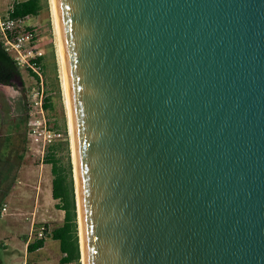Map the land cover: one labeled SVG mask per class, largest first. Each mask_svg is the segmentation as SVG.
Segmentation results:
<instances>
[{"label":"water","instance_id":"1","mask_svg":"<svg viewBox=\"0 0 264 264\" xmlns=\"http://www.w3.org/2000/svg\"><path fill=\"white\" fill-rule=\"evenodd\" d=\"M56 6L86 264H264V0Z\"/></svg>","mask_w":264,"mask_h":264},{"label":"rangeland","instance_id":"2","mask_svg":"<svg viewBox=\"0 0 264 264\" xmlns=\"http://www.w3.org/2000/svg\"><path fill=\"white\" fill-rule=\"evenodd\" d=\"M41 3L43 7L37 15L25 18V25L35 28L36 45L42 51L39 78L22 68L12 86L0 85L2 100L6 92L21 93L23 113L27 115L25 135L14 131L7 141L3 137L0 140L1 157L8 161L0 172V264L62 262L63 254L57 247L59 242L52 238L46 245V249H55L50 260L43 256L33 260L27 250L28 243L36 239L40 226L45 223L44 212L52 227L63 222L64 211L55 206L58 200L54 204L49 202L54 177L52 164L46 162L49 153H54L68 180L74 179L77 189L58 33L50 0H41ZM45 102L49 103L47 108ZM1 109L5 110L6 122L16 115L4 105ZM30 123H34L35 133L30 131ZM40 201L46 206H38Z\"/></svg>","mask_w":264,"mask_h":264},{"label":"trees","instance_id":"3","mask_svg":"<svg viewBox=\"0 0 264 264\" xmlns=\"http://www.w3.org/2000/svg\"><path fill=\"white\" fill-rule=\"evenodd\" d=\"M41 0H18L15 2L14 9L10 13L13 18L26 17L29 15H37L42 9ZM37 64L42 67V57H39ZM28 71L39 78V73L31 67L27 68ZM21 75V69L16 65L11 55L4 49L0 42V84H12L13 80ZM48 102V101H47ZM45 102L44 107H48L49 103ZM26 117L20 124H14L13 131L26 134ZM21 158L23 156H20ZM46 162L52 164V171L54 174L52 180V196L58 200L56 207L64 210V220L61 225L51 228L50 225L45 222V233L42 237H36L34 241H31L27 245L29 252L35 251L44 246L46 238L52 237L59 240L60 250L63 254L61 261L64 263L77 262L81 264V247H80V234H79V222H78V207L76 199V190L74 185V179L71 177L68 180V176L64 172L61 165L58 164L57 158L54 153H49L46 158ZM72 173V163H71Z\"/></svg>","mask_w":264,"mask_h":264},{"label":"built area","instance_id":"4","mask_svg":"<svg viewBox=\"0 0 264 264\" xmlns=\"http://www.w3.org/2000/svg\"><path fill=\"white\" fill-rule=\"evenodd\" d=\"M18 0H0V42L4 49L14 59L16 65L22 68L31 67L40 73V65L37 59L42 57L36 45L37 34L35 28L25 25L26 17L13 18L10 13L14 9L15 2ZM30 131L35 133L34 123H30ZM3 207V210H6ZM45 233V225H41L38 236L42 237ZM24 264H64L62 262H32Z\"/></svg>","mask_w":264,"mask_h":264},{"label":"bare ground","instance_id":"5","mask_svg":"<svg viewBox=\"0 0 264 264\" xmlns=\"http://www.w3.org/2000/svg\"><path fill=\"white\" fill-rule=\"evenodd\" d=\"M51 2V8L52 12L55 18L56 23V30L58 33V39H59V53H60V59L62 64V71H63V80H64V94L66 93V105L68 110V116H69V130L71 135V143H72V153H73V161H74V169H75V178H76V184H77V196H78V202H79V233H80V243L82 246V262L83 264H86L85 260V252H84V237H83V226L81 221V206L79 201V186H78V173H77V165H76V152H75V135H74V127H73V119H72V108H71V98H70V89H69V81H68V73H67V66H66V60H65V54H64V48H63V42H62V36H61V30H60V24H59V18H58V12H57V6H56V0H50ZM54 22V21H53ZM58 54V53H57ZM59 57V56H58ZM62 81V80H61Z\"/></svg>","mask_w":264,"mask_h":264},{"label":"flooded vegetation","instance_id":"6","mask_svg":"<svg viewBox=\"0 0 264 264\" xmlns=\"http://www.w3.org/2000/svg\"><path fill=\"white\" fill-rule=\"evenodd\" d=\"M12 84H0V85H4L6 87L7 85L12 86ZM23 103L24 101L19 91L12 93L6 92L3 100L0 97V140L3 137V140L7 141L8 138L11 137L10 135L14 133L13 131L14 124H20L22 122L24 118ZM3 105L6 108H10V112L16 113V115L12 116L11 119L8 120V122L5 121V110L1 109ZM16 109L20 110V112L16 111ZM6 164H8V161L4 160L1 157V151H0V172L2 171L1 170L2 167H4Z\"/></svg>","mask_w":264,"mask_h":264},{"label":"crops","instance_id":"7","mask_svg":"<svg viewBox=\"0 0 264 264\" xmlns=\"http://www.w3.org/2000/svg\"><path fill=\"white\" fill-rule=\"evenodd\" d=\"M51 194V196H52V192H50ZM52 199L49 201L50 203H52V204H54V202H55V198H53V196L51 197ZM49 203V204H50ZM58 203V202H57ZM38 206H41V208L44 206H46V203H44L43 201H40V202H38ZM55 206H56V204H55ZM50 210L52 209V208H49ZM61 211H62V209H60ZM64 211V210H63ZM64 215H65V212H64ZM64 215H63V217H62V220H64ZM37 216V215H36ZM48 216V215H47ZM46 216V213L44 212L43 213V220H45V222H47L49 225H50V227L51 228H54V227H52V225L50 224V222H48V220H49V218ZM63 223V222H62ZM61 223V224H62ZM61 224H59V225H61ZM58 226V225H57ZM56 227V226H55ZM50 238H52V237H47L46 238V241H45V244H44V246L43 247H41V248H39V249H37V250H35V251H32V252H30V258L31 259H33V260H38L39 259V257L40 256H43V257H45V259H48V260H50V258H52V255H53V252L55 251V249L53 248V249H51V248H48V249H46L47 247H46V245H47V241H48V239H50ZM53 239V238H52ZM54 240H56V239H54ZM58 242H59V240H57ZM59 245H57V247H59V249H60V242L58 243ZM61 251V250H60ZM38 262V261H37ZM49 262V261H48Z\"/></svg>","mask_w":264,"mask_h":264}]
</instances>
